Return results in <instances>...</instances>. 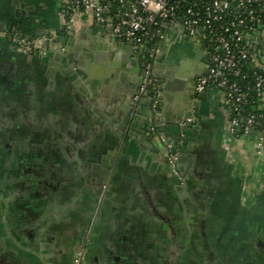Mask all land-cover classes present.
<instances>
[{
  "label": "crops",
  "instance_id": "obj_1",
  "mask_svg": "<svg viewBox=\"0 0 264 264\" xmlns=\"http://www.w3.org/2000/svg\"><path fill=\"white\" fill-rule=\"evenodd\" d=\"M13 1L0 0V28L10 24L24 37L46 39L50 33L60 41H39L43 62L20 52L13 37L0 32V107L25 110L31 131L38 127L53 133L54 151L63 150L59 154L73 160L84 142L89 144L81 152L86 154L84 168L73 161L71 168L59 164L37 173L17 166L0 170L9 179L7 187H0V264H70L86 233L87 264H168L174 237L191 228L203 249H213L219 259L228 251H245L249 264H264V141L259 147V128L231 135L220 91H204L210 94L199 109L191 105L201 125L180 142L186 184L178 187L180 178L166 170L164 144L144 134L148 107L129 116L120 105L118 97L129 81L141 79L140 69H133L139 53L126 50L128 60L120 58L117 65L122 39L109 27L82 15L69 22L58 0H18L19 14ZM164 32L160 54L170 50L173 66L182 61L183 78L206 69L194 58L191 44L179 39V27ZM61 42L78 59L87 50L88 57L77 64L81 73L63 75L62 49L56 50ZM170 97L167 120L178 114L177 99L184 95ZM95 118L106 127L96 132ZM166 125L169 132L177 131L172 123ZM31 177L34 182L25 181ZM99 183L106 186L102 191ZM257 239L262 244L256 245Z\"/></svg>",
  "mask_w": 264,
  "mask_h": 264
},
{
  "label": "built area",
  "instance_id": "obj_2",
  "mask_svg": "<svg viewBox=\"0 0 264 264\" xmlns=\"http://www.w3.org/2000/svg\"><path fill=\"white\" fill-rule=\"evenodd\" d=\"M69 22L77 15L87 16L98 25L109 27L114 36L137 42L150 41V52L142 66L143 85L154 86L152 78L155 58L160 55V43L168 26L183 27L187 35L197 38L204 45L208 63L206 70L198 78L196 91L203 93L208 88L220 91L221 103L228 109V130L233 136L251 133L257 124L258 146L264 141V113L246 111V105L256 96L258 110L264 108V66L257 55L249 51L246 34L256 30V25L264 21V0H236L241 10L239 15L225 23L223 14L229 8L228 0H62ZM247 22H251L249 24ZM155 37L160 40L153 44ZM22 45L24 38H17ZM16 40V41H17ZM251 61L257 70L254 80L241 83L239 78L248 77L243 65ZM152 83V84H151ZM158 90L153 111L158 106ZM139 97V96H137ZM195 108L183 124L195 121ZM167 161L175 168L177 155L171 143L164 144Z\"/></svg>",
  "mask_w": 264,
  "mask_h": 264
},
{
  "label": "flooded vegetation",
  "instance_id": "obj_3",
  "mask_svg": "<svg viewBox=\"0 0 264 264\" xmlns=\"http://www.w3.org/2000/svg\"><path fill=\"white\" fill-rule=\"evenodd\" d=\"M58 1L60 2L64 11L62 16L64 19H67L65 5L62 0ZM0 32L12 36L14 46L19 49L20 52L27 54V56L35 55L40 57L39 59L41 61H45L46 56H41V54H44V48L39 45V39L27 38L20 35L18 32L13 30V27L10 24L1 26ZM55 36L56 35H51L49 38L50 41L53 40V43L56 42L54 39ZM47 37H49V35ZM17 38H24L25 44L22 45L20 41L18 42ZM44 40L46 39L44 38ZM41 44L43 45L44 41H42ZM56 45L58 44L56 43ZM86 51L87 50H83L80 54H78L79 59L81 60H79L75 53H72V51L68 52V55L65 59V63L67 65L64 64L62 70L69 69L68 73H75L77 71L75 65L83 64L85 59L88 57V52ZM146 60L151 59H149L147 56ZM146 60L142 59L140 62L141 80H143L142 66ZM24 112L26 111L22 110L21 108H8L6 105H2L0 107V170L5 171L7 168H16L15 166H17L19 169L31 170L37 173V171L39 169L41 170L42 167L49 168L50 166L53 167L59 164L63 167L71 168L73 166V161L77 162L79 166L84 168L86 165V154L81 156V152L83 151L84 147L89 144L88 142H84L83 147H81L82 149L80 151L78 150L80 152L79 155H75L76 153L74 152V160L65 154H62L65 155L62 156L59 153L63 150L54 151L52 147L54 143L49 141L52 139L53 133L42 128L38 129V127L35 128L34 132L31 131V127L29 126L28 122H24V120L28 121V118L25 117ZM28 112L31 111L29 110ZM31 113L36 114L37 111L34 110ZM31 118L37 120V118ZM84 125H86V123H84ZM65 147L66 146H64V148ZM68 147L72 151L71 146ZM67 149L65 148V151H69ZM166 162L168 163L167 156ZM171 172L173 174L172 176H177L180 178L179 184L177 185L178 187L181 186V184H186L185 180L183 179V175H181L180 172L174 169ZM34 179L35 178L32 177L31 179L26 178L25 181L34 182ZM7 185H9V179L6 178V174L4 175L1 172L0 187H7ZM97 186H101V191L102 187L103 189L106 187L102 183H99V185L97 184ZM102 193H100V196ZM1 198L6 201V198L3 195H1ZM195 233L196 232L191 228L184 236L174 237L172 252H170L171 261L168 262V264H249V255L245 251L242 253L228 251L227 253L225 252V254L223 253L222 258L219 259L220 255L215 253L213 249H203V245L200 243L202 242V239H200ZM89 235L90 234L86 233L85 236L79 240L75 254L70 264H87V248L90 239ZM261 242L262 241H260V239L255 241V243H257L256 245L262 244Z\"/></svg>",
  "mask_w": 264,
  "mask_h": 264
},
{
  "label": "water",
  "instance_id": "obj_4",
  "mask_svg": "<svg viewBox=\"0 0 264 264\" xmlns=\"http://www.w3.org/2000/svg\"><path fill=\"white\" fill-rule=\"evenodd\" d=\"M14 6L16 7L15 13L19 14L20 11V3L18 0L13 1ZM181 36L179 39H181V42L183 40L187 41L189 44H191L192 52L195 53V59L208 63V59L205 58V51L201 48H199L200 42L197 38H191L187 35L185 29L183 27H179ZM60 34H63V32H58ZM72 38H74L75 33L69 32L68 33ZM49 37L48 42H53V40H49L51 34H48ZM246 40L247 45L250 52H253L257 55L258 59L261 61L262 65L264 66V21L261 23H258L256 25V30L249 32L246 34ZM55 41L58 43L59 37H54ZM39 41H45L44 38H39ZM119 54L115 57L116 61L114 62L117 64V60L121 58V60L126 61L128 60V56L125 52L135 49L137 53L141 56L138 60L136 59L135 67L133 68L135 72H138L141 66L142 59L146 60V57L148 56L150 52V41L146 40L144 42H137L134 40H127L122 39L119 41ZM59 49H62L60 51ZM56 50L60 51L58 52V57L61 55V59L65 61L67 55H68V48L65 46L63 42L58 44ZM125 50V51H124ZM127 50V51H126ZM60 53V54H59ZM48 55V54H47ZM170 56V50L165 52V54H160L158 57L155 58V62L153 64V70H152V78L154 81V86H149L146 88V90L141 93V86L143 85V80L140 79L138 83H135V77L133 78V82L129 81V88L124 90L125 94L123 96L118 97L119 100H122V110L123 112H126L127 115L131 116L132 111L135 109L136 112L140 114V109L142 111L143 106H147V115H146V124L144 126V134L147 135L150 140H160L161 143L165 144V142L171 143L174 149V152L177 155V160L175 162V168L178 172H180L181 175H184L181 171L182 168L180 167V157L181 153L183 152V149L181 147V140L186 138V134L188 132H194L200 125L199 123V112H196L193 114L195 116L196 120L191 123L183 124V120L186 119L191 114L188 112L189 107L193 104L198 109L200 107V104L202 100L206 99L210 92L208 93H198L196 91V83L197 78L205 72L206 69H202L201 71H194L192 70L190 74H186V78H183V64L181 62H177L176 65L173 66V63L171 61ZM185 58V57H184ZM58 59V58H57ZM63 61V63H64ZM44 62V61H43ZM67 65L66 63H64ZM118 65V64H117ZM181 65V67H180ZM76 72H80L79 66L76 64ZM63 75L67 74L69 72L68 70H62ZM47 76H49L48 73H46ZM124 72H121V76L118 75V78L121 79ZM74 88H78L76 84L73 83ZM155 88L158 90V106L155 111H153V103L156 98L155 94ZM210 88L207 89L209 91ZM206 91V92H207ZM174 94H183L184 97L176 98L179 103L177 104V107L180 108V111L172 120H167L165 118V115L167 116L166 110L170 108V105L168 102H170V95ZM139 96L138 98H136ZM136 98V99H135ZM114 103H118V100H115ZM125 103V104H124ZM135 105L137 107H135ZM118 107V106H117ZM94 112H97L96 110ZM153 121V122H152ZM159 121H162L165 124L161 125ZM168 123H172L177 131L176 132H169ZM98 126H102V128H105V123L102 121V118H99L98 120L95 118V124H93L92 128L97 132ZM105 126V127H104ZM149 142L150 140L147 139ZM107 145H111L110 140L106 141ZM123 145H127L126 141H123ZM148 146V145H147ZM149 148H152L150 145ZM166 170H169L170 172L173 170V166L169 163L166 164Z\"/></svg>",
  "mask_w": 264,
  "mask_h": 264
},
{
  "label": "trees",
  "instance_id": "obj_5",
  "mask_svg": "<svg viewBox=\"0 0 264 264\" xmlns=\"http://www.w3.org/2000/svg\"><path fill=\"white\" fill-rule=\"evenodd\" d=\"M190 1H192V0H187V2H190ZM205 1L208 2L209 0H205ZM228 2H229L230 6H229V8L226 9L225 13L223 14V18H222L225 23L230 21L232 18L234 19L235 15H239L241 13V10L237 6L238 3L236 0H228ZM247 23L252 24L251 22H247ZM159 40H160L159 38L155 37L154 39H152V43L156 44V43H158ZM256 70H257V68L253 62H251V61L246 62L245 65H243V72L245 74H247L248 77H246L245 79L239 78L240 82L241 83H245V82H249V81L252 82L254 80L253 74ZM257 102H258L257 97L254 96L250 100V103L248 105H246V111H249V112L255 111V112L264 113V108L262 110H258L256 108ZM256 127L260 129L262 127V125L257 124Z\"/></svg>",
  "mask_w": 264,
  "mask_h": 264
},
{
  "label": "rangeland",
  "instance_id": "obj_6",
  "mask_svg": "<svg viewBox=\"0 0 264 264\" xmlns=\"http://www.w3.org/2000/svg\"><path fill=\"white\" fill-rule=\"evenodd\" d=\"M204 244H205V241H204ZM211 250V249H210Z\"/></svg>",
  "mask_w": 264,
  "mask_h": 264
}]
</instances>
